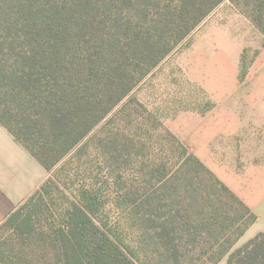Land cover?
Masks as SVG:
<instances>
[{"label":"trees","instance_id":"16d2710c","mask_svg":"<svg viewBox=\"0 0 264 264\" xmlns=\"http://www.w3.org/2000/svg\"><path fill=\"white\" fill-rule=\"evenodd\" d=\"M221 2L195 19L201 0L165 5L143 48L134 38L119 53L101 28L134 0H0V124L48 171L77 149L63 183L45 181L0 228V264H139L100 215L109 201L131 212L157 264H264V232L235 249L258 216L144 103L129 98L102 125Z\"/></svg>","mask_w":264,"mask_h":264},{"label":"rangeland","instance_id":"374dc122","mask_svg":"<svg viewBox=\"0 0 264 264\" xmlns=\"http://www.w3.org/2000/svg\"><path fill=\"white\" fill-rule=\"evenodd\" d=\"M134 1L137 4L136 10L129 13L126 9L120 15L113 16V20L117 19L118 21L117 25L109 22L106 25H102L101 28L107 38L115 34L122 41L124 45L121 44V41L118 42L119 53L127 44L133 43L134 38H137V42H141V39H145L143 35L148 30H154L161 24L160 21L163 20L162 14L165 13V5H169L170 7L166 12L176 13V10L172 12V8L178 6L176 5V1L179 0H164L163 2H161L162 0H157L161 4L155 5V7H151L150 9L145 5L146 0ZM201 1L205 4L199 3L195 14L193 13L191 18L194 17L195 19L202 11L210 10L209 8L215 0ZM135 12L136 14H134ZM242 17L264 31V0H222L218 6L211 9L209 15L202 20L191 34L161 61L150 74L144 77L121 104L114 108L104 122H102V125L131 97H136L144 103L152 113L161 118L165 126L173 134H175L173 129H176V131L177 129L183 130L182 119L185 112L184 109L188 106L202 104L204 109H207L208 106L215 103L219 109L223 105L231 104L230 81L233 77L232 75L235 74V63L233 64V59L235 52L238 50L232 42V38L246 34L244 31L239 33L238 31H232V29L238 27V20L240 18L242 19ZM101 20L103 19H99V21ZM190 22L192 23V19H190ZM227 27H229L230 31L222 30V28ZM139 32H141L140 35ZM209 39H212L214 44L210 43ZM249 40H252V36L249 37ZM142 44L143 42L140 43L138 49L143 48ZM260 45H262V41ZM126 50V56L128 58L131 53L128 49ZM242 50L240 48V51ZM255 51L254 47L244 48V72L246 71L248 63L254 57ZM221 72L224 78L222 80L219 78ZM102 77L101 85H104L108 82L109 77L103 75ZM102 125L100 124L91 135L98 132ZM88 137L84 141L88 140ZM154 137L153 143L159 142L160 144H167L165 137H159L157 135ZM76 151L77 149L73 150L72 154ZM189 152L193 154L190 149ZM156 154L161 155L160 149L157 150ZM71 155H68L52 170H47L49 174L47 180H52L59 184L62 182L60 180L62 174L61 166ZM169 160L170 166H173L177 161L174 156L169 158ZM92 168L93 170L96 169L94 166ZM51 191L56 193V195L58 193L57 187L54 184L51 187ZM68 195H74L70 189L68 190ZM55 197L56 201H58V196ZM46 201L52 204L48 196ZM129 212L126 209H118L114 202L109 201L104 204L100 215L105 222H108L110 230L116 233L125 242L126 247L132 249L136 253V256L141 259V261H138L139 264H157L154 261V255L151 249L147 252L143 248V245L140 244L138 227L129 215ZM7 218L0 222V228ZM255 232L254 230L253 233ZM249 241L248 236L245 235L235 249L242 247ZM189 259L191 258L188 257ZM224 260L228 261V257ZM190 262L189 264H195L193 261L192 263Z\"/></svg>","mask_w":264,"mask_h":264},{"label":"crops","instance_id":"0c3cea01","mask_svg":"<svg viewBox=\"0 0 264 264\" xmlns=\"http://www.w3.org/2000/svg\"><path fill=\"white\" fill-rule=\"evenodd\" d=\"M238 21V27L232 31L246 34L232 38L238 50L233 59L235 74L230 81L231 104L219 109L215 103L207 109L202 104L188 106L184 109L183 130H173L258 216L246 234L251 240L264 232V31L244 17ZM222 30L230 31L229 27ZM209 42L214 44L212 39ZM246 47L256 51L244 72ZM220 75L224 79L222 72ZM48 175L41 163L0 124V222L23 205Z\"/></svg>","mask_w":264,"mask_h":264}]
</instances>
